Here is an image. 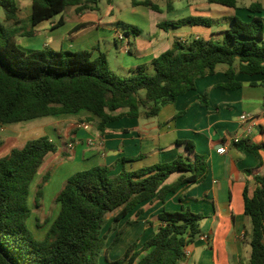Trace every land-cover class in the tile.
<instances>
[{"label":"trees","instance_id":"16d2710c","mask_svg":"<svg viewBox=\"0 0 264 264\" xmlns=\"http://www.w3.org/2000/svg\"><path fill=\"white\" fill-rule=\"evenodd\" d=\"M98 0H31L29 28L21 25L16 0H0L4 19L0 23V127L42 117L86 112L87 121L96 119V128L104 132L107 123L128 118H151L161 107L195 89V80L212 75L218 65L226 66L228 81L221 86L236 89L241 83L237 73L261 75L264 86V23L260 17L244 21L234 16L228 29L188 40L175 39L169 49L151 60L152 73L144 65L129 75L114 73L105 53L92 56L89 50L55 51L50 48L26 51L15 36H33L35 27L63 12L67 6L76 11L96 9ZM210 4L236 8L237 0H207ZM159 11L150 0L135 1ZM250 13L264 11V5L252 3ZM59 19L56 25H61ZM201 25L211 21L186 17L165 21L159 28ZM134 33L138 30L132 27ZM207 103V94L200 97ZM238 149L256 153L255 146L244 142ZM56 145L47 136L28 139L0 157V264H100L108 262V253L117 246L127 227L143 213L141 207L154 200L164 202L168 193L189 183L201 182L206 173L205 158L195 152L189 140L177 141L176 158L137 170L122 167L113 175L111 167L94 166L69 176L54 197L59 210L42 239H36L26 225L32 211L27 205L29 187L43 161L55 152ZM126 159H123L125 161ZM249 172L251 170H248ZM179 173L178 179L166 184ZM44 176L37 184L34 204L41 206ZM254 190L249 197L243 191L244 214L251 220L248 264H264V172L253 177ZM108 214H113L109 223ZM158 226L142 241L130 243L112 264H178L183 249L200 235V214L182 206L176 211L158 214ZM124 221L122 227L119 224ZM106 231L103 232L104 228ZM114 234L110 243L107 239Z\"/></svg>","mask_w":264,"mask_h":264},{"label":"crops","instance_id":"0c3cea01","mask_svg":"<svg viewBox=\"0 0 264 264\" xmlns=\"http://www.w3.org/2000/svg\"><path fill=\"white\" fill-rule=\"evenodd\" d=\"M18 1L16 0L19 10ZM21 1L27 4L28 18L31 0ZM132 1L133 9H146L144 16L149 20V26L146 31L134 33L133 41L130 35L119 40V50L122 52L126 48L128 54L119 65V70L126 72V76L139 65L146 66L147 72L152 73L151 60L169 49L175 39H207L212 33L228 29L234 16L244 21L260 17L264 23V11L250 13L247 10L252 3L264 5V0H237L236 8L210 4L207 0H150L158 6L159 11L134 5ZM107 3L108 8L102 16L98 13V7L76 11L75 6H67L70 10L65 13L64 9L57 20L51 18L35 27L36 34L28 37L34 40L33 46L20 47L26 51L43 48L55 51L89 50L96 57L102 53L100 43L105 46L111 44L108 39L112 38L114 47L117 48L113 34L121 23L117 21L114 25L103 21V17L113 13L112 1L108 0ZM213 6L225 9L218 10L220 8H212ZM186 17L207 18L211 25H184L168 29L158 27L161 22ZM59 19H62V24L57 26ZM45 22L47 24L40 27ZM107 32L111 33L108 35ZM225 69L226 66L220 64L214 74L196 79L194 90L164 105L151 118L122 117L107 123L104 132H100L95 126L97 120L87 121L91 115L80 112L3 126L0 127L1 136L8 139L11 134H36L35 137H49L56 145L51 133L57 134L63 150L60 151L59 148L47 155L35 175L37 177L42 174L40 181L48 176L42 187L43 197L44 189L61 168V178L54 184L56 194L73 173L94 166L111 167V174L115 175L122 167L137 170L171 162L176 158L177 141L189 140L195 152L205 158L207 173L204 179L168 193L164 202L154 200L143 204L141 215L130 216L135 221L131 226L138 222H148L149 225H154L151 231L153 234L159 223L157 217L160 212L176 211L186 206L193 213L202 216L199 222L200 235L183 249L184 256L178 264H191V260L192 264H248L252 225L250 218L244 214L243 191L246 187L248 196L251 197L255 187L253 177L264 172V86L260 84L261 75L237 73L235 80L241 86L225 89L221 86L228 81ZM203 94H207L205 105L200 102ZM243 114L247 116V121H241L240 116ZM228 137H237V143L255 146L256 153L236 148L234 143L227 142ZM27 140L26 138L25 142ZM69 144L72 145L71 148L68 147ZM221 145L226 147L224 154L217 151ZM179 175L172 174L166 184L175 182ZM111 262L109 260L106 263L112 264Z\"/></svg>","mask_w":264,"mask_h":264},{"label":"rangeland","instance_id":"374dc122","mask_svg":"<svg viewBox=\"0 0 264 264\" xmlns=\"http://www.w3.org/2000/svg\"><path fill=\"white\" fill-rule=\"evenodd\" d=\"M108 0H99L97 1V7H98V13L102 16L104 12L108 8ZM112 1V10L113 13L111 15H108L106 17H103V21L107 23H112L116 25L115 23L118 21L121 23L118 25V27L115 29V40L117 42V48L114 47L113 39L109 38L108 41L111 44L104 45L102 42L100 43V51L102 53L106 54L108 63L110 65L111 70L120 75V76H126V72H121L119 70V65L120 61L122 58H127L128 54L127 52L123 51L121 52L119 49L121 48L120 42L118 37H125L127 35H130L131 41H133V36H134V31L132 30V27L136 28L138 31H146L148 30L149 26V20L144 16L146 9L142 7H134L135 9L132 8L131 6V1L132 0H111ZM137 1V0H135ZM20 5V9L18 10V18L21 20V25H24L29 28L28 24V18L27 16V4L24 3V1L19 0L18 1ZM220 8L225 9L220 6H213L212 8ZM70 10L69 7L65 8V13L66 11ZM111 10L108 11L110 13ZM60 16L56 15L53 17L54 19H58ZM0 23L3 24L4 26L11 27V22L6 21L4 19V13L3 10L0 8ZM47 24V22L40 24V27H44ZM124 25V26H123ZM123 26V27H122ZM108 27V26H107ZM103 33V32H102ZM101 33V34H102ZM111 32H107L109 35ZM111 37V36H109ZM15 42L17 45H21L22 47H29L33 46L34 40L30 39L28 37H18L15 36ZM126 49V48H124ZM15 124H12L13 126ZM9 128L13 129V127ZM36 134H33L32 136H24V134L17 136L15 134H11V136L8 139H4L1 136V130H0V157L4 156L7 154L12 148L20 147L24 144L25 139H32L36 138ZM52 137L56 141V150L60 148V151L63 150V147L59 143L60 140L55 133H51ZM62 169V168H61ZM61 169L57 170L55 172V177L53 180L50 182V185H48L44 189V197L41 201V206L40 207H35L34 204V196H35V191L37 184L41 183L40 178L41 175H38L35 177V181H33L29 187V195H28V200H27V205L31 209L32 213L30 217L26 221V225L28 229L34 234L36 239H42L45 236V233L49 229V226L51 225L52 221L56 217L58 210H59V205L54 201V196L56 195L55 191V182H57L61 177H59V174L61 173ZM112 216L113 214H108L107 218L110 219L108 225L112 221ZM132 216V215H131ZM123 224H125L123 221L119 224L118 227H122ZM108 225L104 228L103 232L106 231ZM153 225V224H152ZM151 224L149 225L148 222L142 223L138 222L137 224L127 227L120 239V242L117 244V246L113 249L110 250L108 253V260H115L111 259V257H120V255L124 252V250L127 248V246L135 241L137 238L140 237V242L139 244L141 245L142 241L144 240L143 238H146L147 236L151 235V231H153V227ZM152 226V227H151ZM145 228V229H144ZM113 234L107 239L106 245H108L113 238ZM102 264H107L102 258ZM193 260L190 261L192 264Z\"/></svg>","mask_w":264,"mask_h":264},{"label":"built area","instance_id":"2783aa9c","mask_svg":"<svg viewBox=\"0 0 264 264\" xmlns=\"http://www.w3.org/2000/svg\"><path fill=\"white\" fill-rule=\"evenodd\" d=\"M118 39L119 40H123V37H121V36H119L118 37ZM124 49V48H123ZM124 51H127L126 49H124ZM240 119H241V121H247V116L246 115H241L240 116ZM86 127V126H85ZM239 141V139L237 138V137H228V140H227V142H229V143H237ZM69 148H71L72 147V145L71 144H69V146H68ZM218 153L219 154H224L225 152H226V147H225V145H221L219 148H218Z\"/></svg>","mask_w":264,"mask_h":264}]
</instances>
